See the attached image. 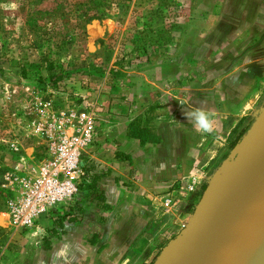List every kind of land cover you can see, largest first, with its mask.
Listing matches in <instances>:
<instances>
[{
  "label": "rangeland",
  "instance_id": "1",
  "mask_svg": "<svg viewBox=\"0 0 264 264\" xmlns=\"http://www.w3.org/2000/svg\"><path fill=\"white\" fill-rule=\"evenodd\" d=\"M94 1L103 15L81 22L74 15L78 2L91 14ZM94 1L0 0V195L5 205L18 195L22 175L49 152L32 125L40 121L36 96L65 110L125 79L143 88L151 85L147 81L175 80L198 62L201 67L192 69L188 84L211 81L216 64L237 60L254 68L255 81L242 99H253L254 115L264 106V0ZM166 89L172 95L185 91L184 86ZM42 118L44 125L52 122ZM203 187L188 205L189 215ZM60 209L51 225L49 218L40 220L42 233L33 226L12 229L2 208L0 264H78L80 252L62 239L64 231L53 220ZM258 264H264V255Z\"/></svg>",
  "mask_w": 264,
  "mask_h": 264
},
{
  "label": "crops",
  "instance_id": "2",
  "mask_svg": "<svg viewBox=\"0 0 264 264\" xmlns=\"http://www.w3.org/2000/svg\"><path fill=\"white\" fill-rule=\"evenodd\" d=\"M231 62L216 64L214 79L191 81L180 95L164 89L169 80L140 88L125 79L90 98L98 104L105 140L92 158L89 182L53 219L62 239L80 252L78 264H150L174 236L170 231L186 222L193 200L165 210L161 196L192 172L205 185L216 158L255 117L253 99H242L255 81L254 68ZM195 108L215 114L212 134L198 133L183 115ZM138 116L147 118L153 141L127 136L128 123Z\"/></svg>",
  "mask_w": 264,
  "mask_h": 264
},
{
  "label": "water",
  "instance_id": "3",
  "mask_svg": "<svg viewBox=\"0 0 264 264\" xmlns=\"http://www.w3.org/2000/svg\"><path fill=\"white\" fill-rule=\"evenodd\" d=\"M237 227L235 238L214 245ZM263 255L264 106L214 168L186 222L150 264H258Z\"/></svg>",
  "mask_w": 264,
  "mask_h": 264
},
{
  "label": "built area",
  "instance_id": "4",
  "mask_svg": "<svg viewBox=\"0 0 264 264\" xmlns=\"http://www.w3.org/2000/svg\"><path fill=\"white\" fill-rule=\"evenodd\" d=\"M196 62L183 74L164 85V89L175 90L186 87L193 77ZM192 74V75H191ZM170 95V94H169ZM34 108L40 116L34 130L48 145L47 155L19 180L18 195L7 202L4 215L12 229L33 228L43 230L40 220L57 208H65L69 201L87 185L93 173L92 158L105 140L104 123L98 104L92 100L73 103L60 110L52 99L36 96ZM41 116L47 125L41 123ZM12 149L17 145L10 143ZM199 172L180 176L161 196L160 204L165 210L181 202L190 203L201 186Z\"/></svg>",
  "mask_w": 264,
  "mask_h": 264
},
{
  "label": "trees",
  "instance_id": "5",
  "mask_svg": "<svg viewBox=\"0 0 264 264\" xmlns=\"http://www.w3.org/2000/svg\"><path fill=\"white\" fill-rule=\"evenodd\" d=\"M78 1H81V0H76V2H78ZM57 4H59V6H60V3H57ZM78 4H79L78 5L79 10L77 12H75L74 15H76L77 18L80 19L81 22H83V21L86 22V21H89L92 19H98L101 15H103L102 10H97V9H100V7L98 6L99 4L96 3V1H94V3H91L92 8L94 9V11L91 14H87V12H85L86 10L80 9V5H82L81 2H78ZM98 42H100V41H98ZM47 78H50V76H47ZM147 123H148L147 118H143V117L140 118L139 116L135 117L127 125V131H126L127 136L138 139V142L141 144L153 141L154 136L151 135L150 130L147 126ZM238 139H239V137L237 136L235 138V140L237 141ZM235 140H233L231 142L230 146L234 145V143L236 142ZM4 207H5V202H4V199L2 198V196L0 195V210ZM64 217L65 216L62 215V216H59L57 218L59 225H60L61 221L64 219ZM43 248L48 249L47 239H45V246Z\"/></svg>",
  "mask_w": 264,
  "mask_h": 264
},
{
  "label": "clouds",
  "instance_id": "6",
  "mask_svg": "<svg viewBox=\"0 0 264 264\" xmlns=\"http://www.w3.org/2000/svg\"><path fill=\"white\" fill-rule=\"evenodd\" d=\"M186 119L193 123L195 130L201 134H212L214 132V113L203 108H195L189 111L183 110Z\"/></svg>",
  "mask_w": 264,
  "mask_h": 264
},
{
  "label": "bare ground",
  "instance_id": "7",
  "mask_svg": "<svg viewBox=\"0 0 264 264\" xmlns=\"http://www.w3.org/2000/svg\"><path fill=\"white\" fill-rule=\"evenodd\" d=\"M253 219H249L247 221V224H249L250 222H252ZM240 227H237L235 230H231L228 233H226L224 236L222 237H218L215 241H214V245L219 246V245H224L225 243H227L229 240H231L232 238H235L238 234V232L240 231V229H238Z\"/></svg>",
  "mask_w": 264,
  "mask_h": 264
}]
</instances>
